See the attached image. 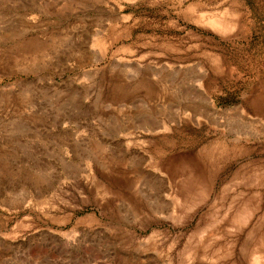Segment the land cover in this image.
<instances>
[{
  "label": "rangeland",
  "instance_id": "374dc122",
  "mask_svg": "<svg viewBox=\"0 0 264 264\" xmlns=\"http://www.w3.org/2000/svg\"><path fill=\"white\" fill-rule=\"evenodd\" d=\"M0 264H264V0H0Z\"/></svg>",
  "mask_w": 264,
  "mask_h": 264
}]
</instances>
